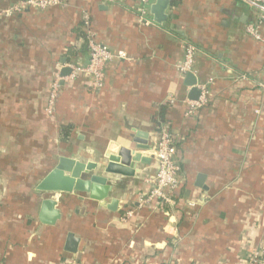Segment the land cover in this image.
<instances>
[{"label":"crops","instance_id":"crops-1","mask_svg":"<svg viewBox=\"0 0 264 264\" xmlns=\"http://www.w3.org/2000/svg\"><path fill=\"white\" fill-rule=\"evenodd\" d=\"M22 1L0 0V13ZM168 2L156 23L150 1L148 26L136 0H62L0 17V264H245L264 242V45L245 34L254 11L246 0ZM82 13L95 40L126 59L105 64L98 91L82 75L61 81L49 118L56 74L88 63ZM183 41L197 49L193 87L177 70ZM202 85L207 104L186 116ZM160 125L174 138L181 182L164 208L140 203ZM137 134L150 161L108 182L116 211L110 197L36 191L61 156L100 166L110 144ZM49 198L60 212L52 225L39 220ZM68 234L79 240L74 259Z\"/></svg>","mask_w":264,"mask_h":264},{"label":"built area","instance_id":"built-area-1","mask_svg":"<svg viewBox=\"0 0 264 264\" xmlns=\"http://www.w3.org/2000/svg\"><path fill=\"white\" fill-rule=\"evenodd\" d=\"M151 0H136L138 4V23L142 26L152 25V20L148 17L147 7ZM248 6L254 11V20L245 26V34L253 41L260 42L264 45V0H246ZM62 0H24L7 10L0 13V17H8L14 13L21 12L26 8L48 9L60 6ZM83 30L85 32L84 41L88 48V63L85 66L72 65L68 69L70 74L67 77H60L56 74L51 89L49 91L45 112L48 116H53L56 100L60 91V82L63 80H74L79 75L91 78V89L100 90L104 85L103 69L107 62L114 58L126 59L123 52L113 54L109 49L98 43L89 27V18L87 14L82 13ZM183 60L177 65V70L186 75L194 74L193 63L194 56L197 53L196 47L188 41L182 42ZM200 94L196 100L186 101L188 110L186 116L193 114L196 110L207 104L205 85L198 86ZM176 147L174 138L169 131L168 126L160 125L156 149L153 153L156 172L153 178L148 179L151 185L149 192L145 197L140 199L142 205L151 204L153 201L160 207L169 204L174 191L180 186V167L175 160ZM133 216L132 210H125L121 215L122 220H129ZM245 264H264V242L249 254Z\"/></svg>","mask_w":264,"mask_h":264},{"label":"water","instance_id":"water-1","mask_svg":"<svg viewBox=\"0 0 264 264\" xmlns=\"http://www.w3.org/2000/svg\"><path fill=\"white\" fill-rule=\"evenodd\" d=\"M168 0H156L151 6L150 12L156 23L166 20L164 11ZM69 70H61V77L68 74ZM189 85H196V79L192 74H186ZM194 91V88H193ZM143 134H137L127 145L110 144L101 156L102 163L97 166L94 162H84L80 159L61 156L55 167L39 182L36 191L45 193H78L87 195L95 201L110 197L107 209L116 211L118 198L114 197L113 190L108 182L112 178H128L135 175L137 164L149 163L150 159L143 156V152L149 151V147L143 140ZM53 199H45L41 203L39 220L43 224L52 225L60 219V212L55 208ZM79 240L68 234L64 251L69 253L66 257L74 259Z\"/></svg>","mask_w":264,"mask_h":264},{"label":"trees","instance_id":"trees-1","mask_svg":"<svg viewBox=\"0 0 264 264\" xmlns=\"http://www.w3.org/2000/svg\"><path fill=\"white\" fill-rule=\"evenodd\" d=\"M83 28V23H82V20H81V29ZM85 32H84V30H83V36L85 37ZM86 43V42H85ZM48 99V98H47ZM56 102H57V100H56ZM46 104H47V100H46ZM56 105V104H55ZM55 110V109H54ZM47 115V114H46ZM54 115V114H53ZM48 116V115H47ZM49 118H51L50 116H48ZM63 130H64V132L67 134V132L70 130V127H68V126H66V127H63Z\"/></svg>","mask_w":264,"mask_h":264}]
</instances>
